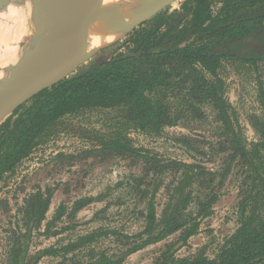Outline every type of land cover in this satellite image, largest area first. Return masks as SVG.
<instances>
[{"label": "trees", "instance_id": "obj_1", "mask_svg": "<svg viewBox=\"0 0 264 264\" xmlns=\"http://www.w3.org/2000/svg\"><path fill=\"white\" fill-rule=\"evenodd\" d=\"M129 38V51H119L121 42L102 51L84 65L86 69L42 90L0 123V181L13 174L67 116L88 110L123 109L128 126L132 122L136 129L154 131L159 136L164 126L178 120V117L166 116L164 94H173L172 98L182 103H191V100L208 103L216 112L233 157L241 158L247 167L240 226L215 259H210L205 250L178 257L169 247L155 264H264V88L260 87L263 114L251 117L252 127L260 139L249 143L238 119L230 112L225 82L220 76L224 61L233 60L254 68L264 62V0H184L180 7L166 8L142 23ZM104 53L108 56L104 57ZM99 58L105 61L93 68ZM104 150L142 158L152 170L161 162L151 152L133 147L126 136L106 143ZM170 166L178 169L180 176L170 189L162 216H158L155 190L147 203L144 230L138 235L145 240L129 250L128 255L177 233L187 243L199 233L202 221L215 212L219 194L213 185L217 174L196 164L170 161L167 167ZM226 175L227 172L222 174L219 188ZM129 180L143 185L136 176ZM194 186L210 190L194 195L191 191ZM53 192L52 188L39 189L26 199L23 213L26 233L13 245L11 264H39L48 256L65 258L108 234L95 231L29 258V236L46 220ZM93 201L90 197L83 198L74 204L73 211L77 213ZM192 204L195 210L189 212L187 209ZM66 211L64 206L58 209L53 221L46 224L48 232ZM75 264L126 263L124 256L104 254L94 262Z\"/></svg>", "mask_w": 264, "mask_h": 264}, {"label": "rangeland", "instance_id": "obj_2", "mask_svg": "<svg viewBox=\"0 0 264 264\" xmlns=\"http://www.w3.org/2000/svg\"><path fill=\"white\" fill-rule=\"evenodd\" d=\"M10 1L9 11L16 13L20 4ZM183 1L176 0L167 8H178ZM3 21L2 24L5 23ZM25 22L28 35L23 40L28 43L45 34V26L49 25L46 21H28V18ZM0 38L4 37L0 35ZM0 42V56L5 53L2 51L7 44L8 54L26 44ZM86 68L83 66L79 70ZM220 76L225 82L230 112L238 119L246 140L249 143L259 141L251 117L263 114L260 87L264 88V63L254 68L225 61ZM172 96L164 94L163 99L169 106V112L174 117L178 116L179 121L177 125L165 128L159 136L138 130L132 124L128 126V118L122 109L88 110L65 117L47 141L13 174L0 181V264L12 263L13 245L20 235L26 233L23 214L26 199L39 189L46 191L48 188L54 190L51 206L41 228L29 236V258L46 248L67 244L95 231L108 234L65 258L43 257L39 264L89 263L99 260L104 254L109 257L126 254L145 240L138 235L144 230L147 203L155 190L158 216H162L170 189L180 176L178 169L167 167L170 161L196 164L217 174L213 185V190L219 194L215 212L211 218L202 221L199 233L187 243L182 242L181 233H177L144 251L127 254L125 263L155 264L169 247L177 252L178 257L205 250L210 259L217 258L225 242L240 226V204L247 189V167L229 150L230 144L224 138L212 105L194 100L182 103ZM119 136H126L133 147L157 156L161 160L157 169H150L151 165L142 158L106 152V143ZM225 172L224 184L219 188ZM131 176L142 180L143 185L132 183L129 180ZM209 190L194 186L191 191L197 195ZM87 197L93 198V203L74 212V204ZM61 206L67 211L48 232L46 224L53 221ZM187 210L194 212V205Z\"/></svg>", "mask_w": 264, "mask_h": 264}, {"label": "water", "instance_id": "obj_3", "mask_svg": "<svg viewBox=\"0 0 264 264\" xmlns=\"http://www.w3.org/2000/svg\"><path fill=\"white\" fill-rule=\"evenodd\" d=\"M175 1L128 29V0H81L83 13L74 32L66 35L59 27L46 25L45 37L56 35L54 42L42 45L38 53L21 54L0 65V123L33 96L74 75ZM59 3L60 12H68L63 8L68 0ZM104 61L99 58L93 68ZM121 256L126 258L127 254Z\"/></svg>", "mask_w": 264, "mask_h": 264}, {"label": "bare ground", "instance_id": "obj_4", "mask_svg": "<svg viewBox=\"0 0 264 264\" xmlns=\"http://www.w3.org/2000/svg\"><path fill=\"white\" fill-rule=\"evenodd\" d=\"M17 1L20 6L16 13H12L10 10V0H3L0 5V35L4 38H0V41H6L7 43L15 44L26 43L22 48L17 51L14 50L8 54L10 49L7 44L5 46L3 56H0V65L15 60V58L21 54H27L30 52L38 53L41 50V46L54 42L56 35H50L45 37V34L38 37L34 42L28 43L23 40L28 34L25 32L26 19L35 21H46L50 26H53L62 30L63 34L70 32L76 28L77 23L81 21L83 7L81 0H68V6H64V9H68V12H60L61 7L58 4L59 0H14ZM111 1V0H108ZM172 0H128L126 8L128 6L127 18L128 29L137 24L141 20H144L154 14L158 9L162 8ZM10 5V6H9ZM9 7V8H8ZM3 12V13H2ZM5 14V16H4ZM1 20H4L2 24ZM4 26V27H2ZM28 27V26H26ZM68 33H66L67 35ZM73 34V33H72ZM58 36V35H57ZM46 40V41H44ZM1 43V42H0ZM1 45V44H0ZM21 46V45H20ZM7 52V54H6Z\"/></svg>", "mask_w": 264, "mask_h": 264}, {"label": "flooded vegetation", "instance_id": "obj_5", "mask_svg": "<svg viewBox=\"0 0 264 264\" xmlns=\"http://www.w3.org/2000/svg\"><path fill=\"white\" fill-rule=\"evenodd\" d=\"M128 39H130V38H129V35L127 36L126 39H124V40L121 41V43L123 44V46H122L121 50H119V51H121V52H127V51H129V49H131V47H129L130 44L128 43V41H129ZM232 61H233V60H232ZM224 62H225V61H224ZM233 62H235V63H239V62H237V61H233ZM261 63H262V62H261ZM263 63H264V62H263ZM168 108H169V106H166L165 114H166L167 117H169V118H175V117H178V116H175V117H174L173 114L169 112ZM114 110H115V109H114ZM120 110H121V109H120ZM122 110H123V109H122ZM124 113H125V111H124ZM125 114H126V113H125ZM62 120H63V119H62ZM62 120H61V121H62ZM61 121H60V122H61ZM172 121H173V120H172ZM178 121H179V118H178V120H176L174 123H172V124H170V125H168V126H164L163 129H162V131H161V134L163 133V131L165 130V128L170 127V126H175V125H177ZM130 124H132V122H130ZM132 125H133V124H132ZM139 130H140V129H139ZM57 132H58V131H57ZM57 132H56V133H57ZM151 132H154V131H151ZM55 135H56V134H55ZM37 148H38V147H37ZM37 148H35V149L33 150V152H34ZM33 152H32V153H33ZM23 161H24V160H23ZM23 161H22V162H23ZM22 162H21V163H22ZM21 163H20V164H21ZM20 164H19V165H20ZM19 165H18V166H19ZM16 169H17V168H16Z\"/></svg>", "mask_w": 264, "mask_h": 264}, {"label": "crops", "instance_id": "obj_6", "mask_svg": "<svg viewBox=\"0 0 264 264\" xmlns=\"http://www.w3.org/2000/svg\"><path fill=\"white\" fill-rule=\"evenodd\" d=\"M151 246V245H150ZM149 247V246H148ZM147 248V247H146ZM145 249V248H144ZM144 249H142V251H144ZM149 249V248H148Z\"/></svg>", "mask_w": 264, "mask_h": 264}]
</instances>
